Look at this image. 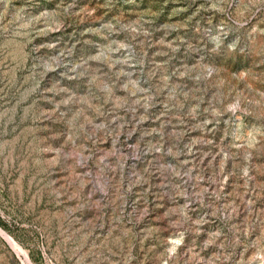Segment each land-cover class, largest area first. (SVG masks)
<instances>
[{"label":"rangeland","instance_id":"rangeland-1","mask_svg":"<svg viewBox=\"0 0 264 264\" xmlns=\"http://www.w3.org/2000/svg\"><path fill=\"white\" fill-rule=\"evenodd\" d=\"M0 264H264V0H0Z\"/></svg>","mask_w":264,"mask_h":264},{"label":"bare ground","instance_id":"bare-ground-1","mask_svg":"<svg viewBox=\"0 0 264 264\" xmlns=\"http://www.w3.org/2000/svg\"><path fill=\"white\" fill-rule=\"evenodd\" d=\"M3 235L7 238V241H9V242L12 243V244H15V243H13V241L10 239V237H8L6 234L3 233Z\"/></svg>","mask_w":264,"mask_h":264}]
</instances>
